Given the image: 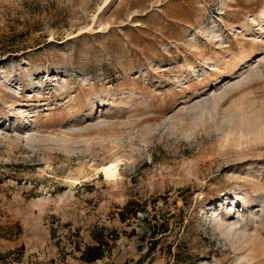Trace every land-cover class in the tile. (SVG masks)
Masks as SVG:
<instances>
[{
	"label": "rangeland",
	"instance_id": "rangeland-1",
	"mask_svg": "<svg viewBox=\"0 0 264 264\" xmlns=\"http://www.w3.org/2000/svg\"><path fill=\"white\" fill-rule=\"evenodd\" d=\"M0 264H264V0H0Z\"/></svg>",
	"mask_w": 264,
	"mask_h": 264
},
{
	"label": "trees",
	"instance_id": "trees-1",
	"mask_svg": "<svg viewBox=\"0 0 264 264\" xmlns=\"http://www.w3.org/2000/svg\"><path fill=\"white\" fill-rule=\"evenodd\" d=\"M99 251L98 247H88L84 252H83V259L86 262H93L101 258V255L97 253ZM93 253V254H92Z\"/></svg>",
	"mask_w": 264,
	"mask_h": 264
},
{
	"label": "bare ground",
	"instance_id": "bare-ground-1",
	"mask_svg": "<svg viewBox=\"0 0 264 264\" xmlns=\"http://www.w3.org/2000/svg\"><path fill=\"white\" fill-rule=\"evenodd\" d=\"M102 172H104L106 178L108 179L114 178L118 172V163L114 162L108 166L103 167Z\"/></svg>",
	"mask_w": 264,
	"mask_h": 264
}]
</instances>
